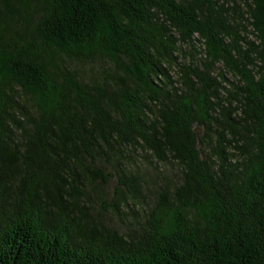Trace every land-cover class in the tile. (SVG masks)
<instances>
[{"label": "trees", "instance_id": "1", "mask_svg": "<svg viewBox=\"0 0 264 264\" xmlns=\"http://www.w3.org/2000/svg\"><path fill=\"white\" fill-rule=\"evenodd\" d=\"M0 264H264V0H0Z\"/></svg>", "mask_w": 264, "mask_h": 264}, {"label": "rangeland", "instance_id": "2", "mask_svg": "<svg viewBox=\"0 0 264 264\" xmlns=\"http://www.w3.org/2000/svg\"><path fill=\"white\" fill-rule=\"evenodd\" d=\"M226 78L230 79L229 76H226Z\"/></svg>", "mask_w": 264, "mask_h": 264}]
</instances>
